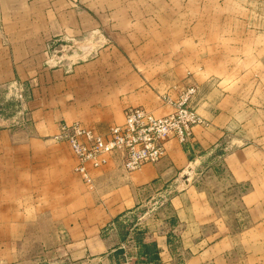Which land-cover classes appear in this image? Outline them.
<instances>
[{
  "label": "crops",
  "instance_id": "crops-1",
  "mask_svg": "<svg viewBox=\"0 0 264 264\" xmlns=\"http://www.w3.org/2000/svg\"><path fill=\"white\" fill-rule=\"evenodd\" d=\"M245 6L0 0V264H20L26 241L41 264H116L128 224L166 197L128 243L133 262L264 264V16ZM189 87L205 123L156 164L126 173L116 152L89 188L52 139L64 123L104 134L130 107L166 115L161 96Z\"/></svg>",
  "mask_w": 264,
  "mask_h": 264
},
{
  "label": "built area",
  "instance_id": "built-area-1",
  "mask_svg": "<svg viewBox=\"0 0 264 264\" xmlns=\"http://www.w3.org/2000/svg\"><path fill=\"white\" fill-rule=\"evenodd\" d=\"M10 88L8 90L16 103L17 114L20 115L19 125H24L27 97L19 85L14 84ZM195 92V88L189 87L181 90L176 99L169 95L161 96L162 105L171 109L166 115H156L143 107H130L123 112V122L109 127L104 134L80 123H64L52 139L54 142L69 145L75 158L73 172L90 188L93 186L91 172L102 168L107 163V157L116 152L124 155L123 170L132 173L145 164L160 162L166 155L167 144L171 141L190 145L193 127L205 123L191 102ZM144 219L145 216H142L131 224L128 228L129 238L135 231H142L143 226L146 227ZM129 242L121 249H127ZM118 264L136 263L124 253Z\"/></svg>",
  "mask_w": 264,
  "mask_h": 264
},
{
  "label": "rangeland",
  "instance_id": "rangeland-1",
  "mask_svg": "<svg viewBox=\"0 0 264 264\" xmlns=\"http://www.w3.org/2000/svg\"><path fill=\"white\" fill-rule=\"evenodd\" d=\"M245 8L246 10H248V8H251L253 11H255V8L256 10L258 11V14L261 15V16H264V0H245ZM261 11V12H260ZM193 146V142H192V139H191V144L190 145H183L185 147H189V146ZM220 160V159H218ZM207 171V169H202V170H199V173H198V177H203L205 175V172ZM167 198V197H166ZM165 198V199H166ZM164 198L162 199L161 198V201L159 200L156 204H155V201L156 200H153L151 201L147 207L143 210V211H147L150 213V215L154 212L156 214V212L158 211V207L161 205H165V200ZM160 206V207H161ZM153 210V211H152ZM158 218L155 217V218H151L150 216L149 217H145L144 221L147 222H155V220H157ZM136 222V221H135ZM135 222H131L128 224V226L126 227V232H128V228L131 226V224H134ZM141 231H135L132 235H131V238H129V232L128 234L126 233V241L123 242V243H127V241H130L132 242L134 240V238L137 236L138 233H140ZM26 237L28 239V234H26ZM28 247L26 249H22L21 252H22V256H23V261L20 263V264H41V263H44L46 256H45V251L44 250H41L40 248H33V247H30V243L28 241L25 242ZM6 253L9 252V251H14L13 249H6L4 250ZM18 251V250H16ZM130 253V249L127 248V249H121L120 250V254H119V259H117V257L114 258V261H118V263L123 259V255L124 253H126L128 256H132ZM116 263V264H118Z\"/></svg>",
  "mask_w": 264,
  "mask_h": 264
}]
</instances>
